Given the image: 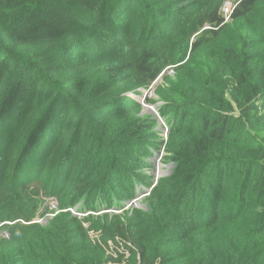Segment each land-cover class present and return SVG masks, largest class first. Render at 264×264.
<instances>
[{"label":"trees","instance_id":"obj_1","mask_svg":"<svg viewBox=\"0 0 264 264\" xmlns=\"http://www.w3.org/2000/svg\"><path fill=\"white\" fill-rule=\"evenodd\" d=\"M224 1L0 0V264H264V0Z\"/></svg>","mask_w":264,"mask_h":264},{"label":"rangeland","instance_id":"obj_2","mask_svg":"<svg viewBox=\"0 0 264 264\" xmlns=\"http://www.w3.org/2000/svg\"><path fill=\"white\" fill-rule=\"evenodd\" d=\"M229 1L233 2L232 0H229ZM208 27H210V26L206 25L205 28H208ZM158 82L154 83L153 86H155ZM154 97H155V95H154ZM136 98H139L141 100L140 102L145 107V110H147L151 113H154V111L157 110L158 106L160 105V102H158V101L156 103H153V104H149L147 102V100L145 103L142 102L145 99L144 93L139 97L137 96ZM151 107H154V108L152 109ZM160 115H161V118L156 117V119L160 123L159 126H161V128H164V124H166L167 119L162 114H160ZM152 155H153L152 158H150V160H149L151 162L152 166L150 169L147 170V174L150 176L151 183L147 186H145L141 183L137 184L136 188H135L136 189L135 190V192H136L135 198L124 202V204L126 205V208L137 207L140 209L148 210L145 198L153 190V188L156 185V183L158 182V180L161 177L170 174L174 168L173 163H166L164 161V158H163L165 155L164 145H162L160 148H154ZM137 198L139 199V201L136 204L131 205L132 201L136 200ZM46 201L48 202L47 207H48L49 211L47 213L43 214V209L45 206H43V204H42V206L37 211V214L34 216L35 220L42 225H46L55 216V212L58 210V206H57L58 200L57 199H54L51 203H50V200L46 199L45 202ZM71 207L73 209H75V214L78 215L79 217H84V216L90 214V212H91L89 210H84L82 208L83 203H80V202H79V204H76V205L71 206ZM106 212H110L111 214H114V213L121 212V209H117L116 206H113L112 208L103 207V208H100L98 210H95L93 214L97 216V215H103ZM16 221H18V220L13 221L12 223H15ZM94 235H95L94 237H96V234H94ZM111 245H113V248H114L115 244L111 243ZM109 254L116 257V254L114 252L112 253V251H110Z\"/></svg>","mask_w":264,"mask_h":264},{"label":"built area","instance_id":"obj_3","mask_svg":"<svg viewBox=\"0 0 264 264\" xmlns=\"http://www.w3.org/2000/svg\"><path fill=\"white\" fill-rule=\"evenodd\" d=\"M237 3L236 2H231L229 0H225L222 4V14L224 17V22L227 23L231 20V16L236 8ZM157 116L159 118H161V116L159 115V113L157 112ZM162 120V119H161ZM165 128H164V135L165 137H167V131H168V126L166 124H164ZM73 214H75V209H73L72 207L68 208ZM76 215V214H75ZM23 222H29V221H23ZM31 222H37L35 219L31 220ZM39 223V222H38ZM4 235L7 236L8 234L6 232H4Z\"/></svg>","mask_w":264,"mask_h":264},{"label":"clouds","instance_id":"obj_4","mask_svg":"<svg viewBox=\"0 0 264 264\" xmlns=\"http://www.w3.org/2000/svg\"><path fill=\"white\" fill-rule=\"evenodd\" d=\"M160 78L161 77H159L154 83H156V82H158L159 80H160ZM159 83V82H158ZM144 94H145V99L142 101V102H146V98L147 97H154V91H153V85L151 86V89L150 90H145L144 92H143ZM152 94V95H151ZM139 99V98H138ZM140 100V99H139ZM141 101V100H140ZM161 103V102H160ZM149 104H151V103H149ZM152 109L154 108V107H151ZM157 110H158V108H157ZM157 110H155L154 111V115H156L155 117H157V118H159L158 116H157V112L159 113V115H160V112H159V110L157 111ZM147 111V110H146ZM161 116V115H160ZM159 121H158V128L160 129V131H161V136H162V138L166 141L167 139H168V135H169V130H170V126L167 124V126H168V131H167V137H165V135H164V128H165V126H164V128H161V126H159ZM70 211V210H69ZM71 212V211H70ZM75 215V214H74Z\"/></svg>","mask_w":264,"mask_h":264},{"label":"water","instance_id":"obj_5","mask_svg":"<svg viewBox=\"0 0 264 264\" xmlns=\"http://www.w3.org/2000/svg\"><path fill=\"white\" fill-rule=\"evenodd\" d=\"M138 201H139V199H138V198H137L136 200H133L131 205H134V204H136Z\"/></svg>","mask_w":264,"mask_h":264}]
</instances>
